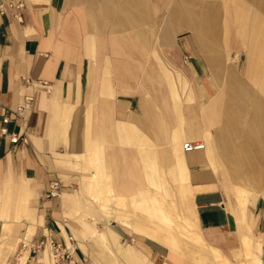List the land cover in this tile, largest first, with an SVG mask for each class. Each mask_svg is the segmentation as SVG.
I'll use <instances>...</instances> for the list:
<instances>
[{"label": "crops", "instance_id": "crops-1", "mask_svg": "<svg viewBox=\"0 0 264 264\" xmlns=\"http://www.w3.org/2000/svg\"><path fill=\"white\" fill-rule=\"evenodd\" d=\"M13 1L0 14V192L32 209L4 257L53 239L78 264H264V58L250 63L264 57V0ZM87 141L112 192L145 185L175 206L178 243L133 224V208L130 226L118 209L104 217L108 245L78 236L64 208L76 194L45 191L87 183ZM47 249L30 264H51Z\"/></svg>", "mask_w": 264, "mask_h": 264}, {"label": "rangeland", "instance_id": "rangeland-1", "mask_svg": "<svg viewBox=\"0 0 264 264\" xmlns=\"http://www.w3.org/2000/svg\"><path fill=\"white\" fill-rule=\"evenodd\" d=\"M253 26L254 27H252L251 33L254 32L259 33V29H258L259 26L255 25L254 23ZM255 54H256L255 56L256 58L252 60L250 63L255 64L256 62L263 60L264 58L263 55L259 56L257 52ZM258 83L264 85V75L260 78ZM86 147L87 149L90 150V155L92 154L90 158L88 157L86 159V166L87 167L91 166L92 168H94L95 173L90 178L87 179V183H74V184L66 183V185H68V189H64L63 191H61L68 193L70 192V194H76L74 195L75 196V198H73L74 200L67 203L64 202V208L66 210L65 215L67 217L74 218L76 223V228L78 229L79 237L81 238L85 237L87 239L90 238L95 241L101 239L103 245H108L110 239L106 233V228L103 231L99 232V228L100 226H102L101 224L102 221L104 220V217L106 218L115 217L111 213H114L115 209H118L119 212L117 214L116 220L130 226L131 221L128 220V218L131 213L130 208H133L137 216L136 219L133 220L134 221L133 224L137 220H141V222L144 225H146L147 222L153 224L149 226V228L155 229L156 237L153 238L160 239L165 235L173 243L177 242L178 239L182 238V234H180V232L176 230L174 224L166 225V223H164L163 220L161 221L154 216L151 217L148 209L150 204H153V202H151L149 197L144 198V196L142 195L143 194L142 190L140 188H137L134 191H132L131 187L127 183H123L121 184L120 191L112 192V190L109 187V183H106L104 181L105 179H107V177L105 178V174H103L99 143L97 141L96 142L87 141ZM76 160L77 163H79V165L83 162L82 158H76ZM100 178L102 179L101 183L99 181ZM63 184L64 183H62V185ZM64 187L65 185H63V188ZM61 192L54 197H58L61 194ZM149 195H150V191L148 193V196ZM132 196H134L135 198H133ZM4 197H5L4 193L0 192V217H4V216L7 217V219H9L10 222H6V223H10V227L7 233L3 235V228H1V220H0V228H1L0 229V264H17V259L22 257L23 254L25 253L23 252V250L28 251V249H23V246H20L15 250L10 251L6 257H4V254L2 253V249L6 248V245L8 247H11L12 245L11 242H13L14 240L13 239L11 240L10 238H16V234L18 232L19 227H24L26 220L24 219L23 216H26V213L27 212L29 213L30 212L29 210H31L32 207L31 204L28 205L27 203L29 200V194H27L26 196L27 197L26 201H24L23 198L19 197V195L16 200V196L13 192H11V194L8 196V199L6 201H4ZM163 203L168 210L169 203L168 202H163ZM177 224H182V222L178 221ZM15 228L17 231L15 230ZM10 229L12 230V232ZM13 230H15L16 233L15 232L13 233ZM18 239L19 238H17L16 240L18 241ZM47 250L48 251L45 254L46 256L44 258V261L46 263L48 262V258L51 261L49 256V246ZM39 252H43L42 248L39 251L31 250L30 252H27L26 253L27 260L25 264H30V260L35 258V256Z\"/></svg>", "mask_w": 264, "mask_h": 264}, {"label": "built area", "instance_id": "built-area-1", "mask_svg": "<svg viewBox=\"0 0 264 264\" xmlns=\"http://www.w3.org/2000/svg\"><path fill=\"white\" fill-rule=\"evenodd\" d=\"M22 3L14 2L13 0H0V14L5 13L9 7H21ZM30 96H25L23 102L16 107V109L10 111V115L13 114L16 117L22 116V113L29 108ZM8 120L7 117L3 119L4 122ZM5 133V129H1ZM18 136L14 133L10 135V141L16 142ZM204 143L202 141H184L182 149L184 151H191L196 149H203ZM63 185L59 180H51L48 183L47 190L45 191V197H54L62 191ZM45 245L49 246V256L51 264H78L73 258L72 252L69 247L62 245L59 242H55L53 239H46L45 243L38 245L34 251H39L41 248L44 250ZM34 259V258H33ZM35 260V259H34ZM36 261V260H35Z\"/></svg>", "mask_w": 264, "mask_h": 264}, {"label": "bare ground", "instance_id": "bare-ground-1", "mask_svg": "<svg viewBox=\"0 0 264 264\" xmlns=\"http://www.w3.org/2000/svg\"><path fill=\"white\" fill-rule=\"evenodd\" d=\"M183 144V143H182ZM181 148H182V145H181ZM92 155V154H91ZM90 155V156H91ZM94 155V154H93ZM90 156H89V158H90ZM141 190H142V195L144 196V198L146 197V198H148L149 197V199L151 200V202H153V204H150V206H149V209H148V211H149V213H150V215H151V217L152 216H154V217H156V218H158L159 220H163V222L164 223H166V225L167 224H174V226H175V228H176V230H178L179 232H180V234H182L181 232H182V224H177L178 223V221H181L180 220V217L178 216V214H177V210H176V208H175V206L174 205H170V207H169V209L167 210V208H166V206L162 203V202H160V200H158L157 199V196L156 195H154V196H151V194L148 196V193H149V191L145 188V187H143V186H141V187H139ZM144 190V191H143ZM155 194V193H154ZM157 194V193H156ZM133 198H135L134 196H132ZM161 197V196H160ZM162 198V197H161ZM160 199V198H159ZM146 201V200H145ZM146 203V202H145ZM148 203H150V202H148ZM162 203V204H161ZM147 205V204H146ZM148 208V207H147ZM146 209V208H145ZM169 210H170V212H169ZM147 212V211H146ZM155 219V218H154ZM174 221H175V223H174ZM19 223V222H18ZM6 224V223H5ZM3 225V223H2V227H6V225ZM17 226V225H16ZM18 227V226H17ZM33 227V226H32ZM32 227H30V229H29V232H28V234H27V236L28 237H30L31 236V233H32V230H33V228ZM4 229V228H3ZM11 230V229H10ZM15 230H16V228H15ZM15 230H13V233L15 232L16 233V231ZM8 231V230H7ZM177 231V232H178ZM10 232V231H9ZM11 232H12V230H11ZM178 232V233H179ZM185 232H187V231H185ZM179 234V235H180ZM184 234V233H183ZM185 235V234H184ZM187 235V234H186ZM190 235V234H189ZM28 239V238H27ZM17 240H15L14 242H16ZM176 243H178V240H177V242ZM178 245V244H177ZM14 248V247H13ZM213 253H214V251H213ZM217 253V252H216ZM26 260H27V254L26 253H24L23 254V256L22 257H20L19 259H17V264H25L26 263ZM253 264H260L259 262H258V259L257 258H255L254 259V263Z\"/></svg>", "mask_w": 264, "mask_h": 264}]
</instances>
